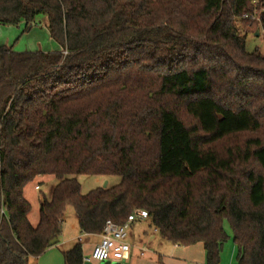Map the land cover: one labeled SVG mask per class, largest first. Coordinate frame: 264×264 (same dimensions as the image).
Returning a JSON list of instances; mask_svg holds the SVG:
<instances>
[{
  "label": "trees",
  "instance_id": "obj_1",
  "mask_svg": "<svg viewBox=\"0 0 264 264\" xmlns=\"http://www.w3.org/2000/svg\"><path fill=\"white\" fill-rule=\"evenodd\" d=\"M264 0H0V25L45 16L60 51L0 47V264H27L62 233L101 235L147 213L162 239L219 264H264V57L242 19ZM264 20V16L262 17ZM55 186L28 221L24 188ZM75 176L118 177L82 195ZM83 264L79 244L62 254Z\"/></svg>",
  "mask_w": 264,
  "mask_h": 264
},
{
  "label": "rangeland",
  "instance_id": "obj_2",
  "mask_svg": "<svg viewBox=\"0 0 264 264\" xmlns=\"http://www.w3.org/2000/svg\"><path fill=\"white\" fill-rule=\"evenodd\" d=\"M244 36L246 51L248 53L255 52L261 57H264V40L254 34H246ZM1 46L10 48L14 53H52L60 51L58 43L53 41L49 36L45 16H38L28 30H25V25L23 23H20L17 26L0 25V47ZM74 178L80 186V193L82 195H85L95 189L103 188L105 183H107L106 187H113L120 182L118 177L104 178L75 176ZM55 183L54 177L45 176L44 179H41V181H35L26 186L25 197L31 205L32 211L29 218L32 223H34L38 217V200L49 198L50 190L53 186H55ZM35 186L38 190H35ZM66 212L65 222L62 223V232L64 237L72 238L76 236V233L70 230V225L72 224V214H74V212L70 207L66 209ZM223 229L227 235V239L221 246L219 264H237L236 248L232 242L229 225L225 220L223 221ZM198 246L201 248V245ZM91 264L97 263L91 262Z\"/></svg>",
  "mask_w": 264,
  "mask_h": 264
},
{
  "label": "crops",
  "instance_id": "obj_3",
  "mask_svg": "<svg viewBox=\"0 0 264 264\" xmlns=\"http://www.w3.org/2000/svg\"><path fill=\"white\" fill-rule=\"evenodd\" d=\"M41 179H44V177L37 178L35 181L38 182L41 181ZM53 188L50 190L49 198ZM25 189L26 187L23 190V196L26 199ZM35 190H38L36 186ZM49 198L43 199L48 200ZM43 199L38 200V209ZM31 211L32 210H30L28 214V221L32 226H35L38 223V217L37 220L32 223L29 218ZM66 213L65 210L63 222H65ZM70 230L76 233L75 237L66 238L62 232L56 245L48 248L37 258H29L27 264H64L63 252L70 250L77 244L82 248V259L88 258V254L91 253L93 247L99 243L100 235H86L80 233L75 214H72ZM78 239H80V243H78ZM125 243L128 244L129 251L125 258L119 261L120 264H205V252L201 244L190 247L174 245L162 239L157 229L152 226L149 220L132 223L127 231ZM198 245H201V248ZM83 264H91V262H83Z\"/></svg>",
  "mask_w": 264,
  "mask_h": 264
},
{
  "label": "built area",
  "instance_id": "obj_4",
  "mask_svg": "<svg viewBox=\"0 0 264 264\" xmlns=\"http://www.w3.org/2000/svg\"><path fill=\"white\" fill-rule=\"evenodd\" d=\"M253 11L250 14L242 16V19L249 21L257 26L256 34L264 40V8H257V4L253 3ZM36 189H38L36 187ZM149 219L146 212L135 210L128 217L124 225L116 226L110 222H106L103 233L100 235V241L96 244L89 257L82 259L83 262H95L97 264L103 262H118L123 260L128 254L129 246L125 243L127 231L130 225L135 222H144ZM80 243V239H78ZM110 260V261H109Z\"/></svg>",
  "mask_w": 264,
  "mask_h": 264
},
{
  "label": "water",
  "instance_id": "obj_5",
  "mask_svg": "<svg viewBox=\"0 0 264 264\" xmlns=\"http://www.w3.org/2000/svg\"><path fill=\"white\" fill-rule=\"evenodd\" d=\"M255 36L258 37V34H255ZM106 185H107V183L104 184L103 189L106 188ZM57 241H58V240H52V241H50V242H49V246L51 247V246L56 245V244H57ZM102 264H120V263H118V262H103Z\"/></svg>",
  "mask_w": 264,
  "mask_h": 264
}]
</instances>
